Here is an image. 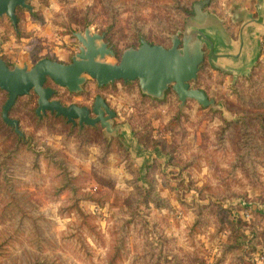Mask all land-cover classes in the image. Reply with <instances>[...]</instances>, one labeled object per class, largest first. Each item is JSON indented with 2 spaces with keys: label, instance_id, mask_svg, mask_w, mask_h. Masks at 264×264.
<instances>
[{
  "label": "rangeland",
  "instance_id": "374dc122",
  "mask_svg": "<svg viewBox=\"0 0 264 264\" xmlns=\"http://www.w3.org/2000/svg\"><path fill=\"white\" fill-rule=\"evenodd\" d=\"M195 1L27 0L17 34L0 17V58L27 68L41 58L70 62L80 46L73 33L85 28L105 32L119 56L140 37L169 47ZM220 2L205 11L220 15ZM203 62L190 85L215 106L181 104L171 86L161 98L143 97L137 80L98 89L88 78L76 94L47 79L63 105L91 108L104 97L116 112L111 133L99 123L37 120L31 90L10 112L19 139L2 123L0 89V264H256L264 250V40L246 78H213Z\"/></svg>",
  "mask_w": 264,
  "mask_h": 264
},
{
  "label": "water",
  "instance_id": "95a60500",
  "mask_svg": "<svg viewBox=\"0 0 264 264\" xmlns=\"http://www.w3.org/2000/svg\"><path fill=\"white\" fill-rule=\"evenodd\" d=\"M210 1L199 0L193 4L192 15L187 20L182 36L173 35L169 47L152 45L141 38L140 46L125 49L117 63L103 60L105 55L114 56V51L103 41L102 34L91 33L89 28L73 33L80 46L70 63L41 58L31 68H9L0 58V89L8 94L2 107L4 122L14 127L20 137L23 136L19 121L9 116V110L18 97L33 90L38 97V115L46 111L55 112L74 124L94 126L99 123L106 132H113L116 112L104 97L96 95L91 108L75 103L63 105L59 100L53 99L55 89L45 86L48 78L73 93L80 92L88 78L93 79L99 87L118 80H137L140 90L151 97H163L171 86L181 104L187 99H193L202 107L215 106L214 99L209 98L204 90L190 86L204 60L205 53L200 38L203 35L199 28L203 27L209 16L204 9ZM17 7L31 9L27 0H0V17L6 15L13 26H16Z\"/></svg>",
  "mask_w": 264,
  "mask_h": 264
},
{
  "label": "crops",
  "instance_id": "0c3cea01",
  "mask_svg": "<svg viewBox=\"0 0 264 264\" xmlns=\"http://www.w3.org/2000/svg\"><path fill=\"white\" fill-rule=\"evenodd\" d=\"M220 10V15L207 10L209 16L199 29L212 77L226 82L247 75L258 57L264 40V0H221Z\"/></svg>",
  "mask_w": 264,
  "mask_h": 264
},
{
  "label": "trees",
  "instance_id": "16d2710c",
  "mask_svg": "<svg viewBox=\"0 0 264 264\" xmlns=\"http://www.w3.org/2000/svg\"><path fill=\"white\" fill-rule=\"evenodd\" d=\"M207 6V5H206ZM21 8L22 7H17L16 8V10H15V15H16V18H17V25L16 26H13V28H14V31H15V33L17 34L18 32H19V25H18V21H19V11L21 10ZM206 8V7H205ZM193 10V9H192ZM205 10V9H204ZM191 14H192V11H191ZM13 25V24H12ZM109 29V28H108ZM107 32V31H106ZM102 35L104 36V38H105V32H103L102 33ZM141 38H143V37H140V39ZM144 40H146L145 38H143ZM147 42H149L150 44H155V43H153V42H151V41H149V40H146ZM106 43L108 44V46L109 47H111L110 45L111 44H109L108 43V41L106 40ZM141 44V43H140ZM112 50L114 51V56L115 57H118V58H120L121 56H119L120 54H119V52L116 50V48L115 47H112ZM207 64L208 63H206V66H207ZM7 65H8V67L9 68H13V67H11V65H9L8 63H7ZM205 66V62H202L200 65H199V70H201L203 67ZM208 66H210L209 64H208ZM247 75H249V74H247ZM247 75H242V76H239L238 78H236L237 80L238 79H242V78H246L247 77ZM193 81V80H192ZM121 83L123 84V86L124 85H129L131 82L130 81H121ZM191 83V82H190ZM45 86H46V83H45ZM191 86V85H190ZM107 87H111V88H114V89H116L115 87H116V85L115 84H107V85H104V86H102V87H99V86H97V88L98 89H103V88H107ZM192 87V86H191ZM83 88V87H82ZM192 88H197V87H192ZM54 89V88H53ZM197 89H201V90H204L205 92H206V90L203 88V87H198ZM68 90V89H67ZM82 91V90H81ZM80 91V92H81ZM169 92H172V93H174L175 95H176V93L172 90V88H169L168 89V93ZM33 93H28L27 95H28V97H31V95H32ZM76 94H79V93H76ZM34 95V94H33ZM56 95V91H55V93H54V96ZM141 95L143 96V97H147V98H152V97H150L149 95H147V94H145V93H141ZM35 96V99H36V95H34ZM177 96V95H176ZM7 97H8V94H7ZM38 98V97H37ZM155 99V98H154ZM7 100V99H6ZM5 100V101H6ZM18 100V99H17ZM5 103V102H4ZM15 103H16V101H15ZM15 103H14V105H15ZM4 105V104H3ZM3 105H2V107H3ZM14 105L10 108V110H9V116H10V112H11V110H12V108L14 107ZM81 106V105H80ZM2 109V108H1ZM33 115H34V117L37 119V120H42V119H44L45 117H46V115H52V116H55V117H58V118H61V119H63L65 122H68V123H72V122H69L64 116H60V115H57L55 112H49V111H46L45 113H42L41 115H38L37 113H36V108H34L33 109ZM1 120H2V123H3V125L5 126V127H8V128H10L11 130H12V132L14 133V134H17L16 133V131H15V129H14V127H12V126H10V125H7L5 122H4V120H3V118H2V111H1ZM18 120V119H17ZM73 125H75V124H77L78 125V127H83V125H79L78 123H72ZM91 126V125H90ZM19 129H20V126H19ZM21 130V129H20ZM135 132V136L137 137V139H138V141L139 142H141V143H145V140H144V135H139L138 133H137V131H134ZM23 133V132H22ZM17 136L19 137V139H22L23 137H24V133H23V136L22 137H20L19 136V134H17ZM154 168V165L153 164H151V165H148L147 166V174H149L150 173V171H151V169H153ZM145 182H146V185L147 186H149L148 187V191H147V193L149 194L150 193V191H151V189H152V183H151V179L149 180L148 178H147V176H145ZM238 219V218H237ZM249 245V244H248Z\"/></svg>",
  "mask_w": 264,
  "mask_h": 264
},
{
  "label": "built area",
  "instance_id": "2783aa9c",
  "mask_svg": "<svg viewBox=\"0 0 264 264\" xmlns=\"http://www.w3.org/2000/svg\"><path fill=\"white\" fill-rule=\"evenodd\" d=\"M254 259L256 264H264V250L257 252Z\"/></svg>",
  "mask_w": 264,
  "mask_h": 264
},
{
  "label": "flooded vegetation",
  "instance_id": "af4514ba",
  "mask_svg": "<svg viewBox=\"0 0 264 264\" xmlns=\"http://www.w3.org/2000/svg\"><path fill=\"white\" fill-rule=\"evenodd\" d=\"M70 62H71V60H70ZM70 62H67V63H70Z\"/></svg>",
  "mask_w": 264,
  "mask_h": 264
}]
</instances>
